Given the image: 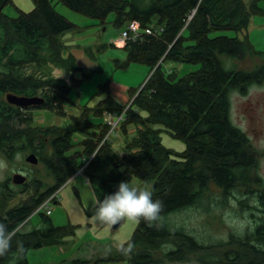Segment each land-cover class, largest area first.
Listing matches in <instances>:
<instances>
[{
    "label": "trees",
    "instance_id": "16d2710c",
    "mask_svg": "<svg viewBox=\"0 0 264 264\" xmlns=\"http://www.w3.org/2000/svg\"><path fill=\"white\" fill-rule=\"evenodd\" d=\"M59 1L102 23L115 12L118 27L138 20L142 34L125 40V59L115 58V67L141 62L152 73L143 85L129 89L131 98L119 127L127 138L122 152L112 146L114 138L102 141L108 122L92 118L105 110H124L127 102L121 104L109 92L110 78L100 84L98 92H105L101 100L93 106L82 104L79 113L69 114L66 125L34 124L29 107L68 114L64 104L76 80L69 84L57 78L50 72V62L68 72L78 69L72 55H61L65 47L60 37L76 23L56 11L52 0H34L31 11L19 10L18 16L3 11L14 0H0V155L9 160L17 150H33L53 178L18 183L31 186L34 181L37 191L30 200L7 207L2 199L13 179L7 176L0 183V208L4 205L0 222L9 229L24 225L41 200L74 175L86 158L89 163L82 171L98 201L115 192L120 182L136 180L148 184L153 200L162 204V219L159 227L136 222L128 239L136 246L131 255L114 248L107 255L29 262L26 252L30 247L64 242L76 228L70 220L67 224L53 222L51 214L41 209L35 212L40 220L29 230L22 227L13 240L14 249L22 244L25 250L20 264H107L120 259L128 264L183 263L184 259L200 264H264V179L259 167L264 152L252 146L247 132L230 116L233 93L264 82V50L257 49L246 34L210 37L215 29L237 32L246 28L256 13L263 14L260 0H251L249 6L244 0ZM151 25L159 28L158 34L145 31ZM224 54L231 57L227 66ZM250 57L257 60L253 68L235 62ZM165 60L196 63L199 68L178 75L172 68L162 69ZM27 65H36L41 72H26ZM11 91L38 93L45 100L22 108L6 100L5 93ZM162 130L182 138L186 146L177 150L164 145ZM76 132L81 134L75 136ZM230 198L250 211L253 224L241 231L229 230L228 238L205 242L173 216L187 206L201 203L207 209L213 200L218 206ZM0 264H10L9 259L0 258Z\"/></svg>",
    "mask_w": 264,
    "mask_h": 264
},
{
    "label": "rangeland",
    "instance_id": "374dc122",
    "mask_svg": "<svg viewBox=\"0 0 264 264\" xmlns=\"http://www.w3.org/2000/svg\"><path fill=\"white\" fill-rule=\"evenodd\" d=\"M249 6L251 0H244ZM34 5V0H14L12 4H7L3 11L10 16H18L19 10L31 11ZM53 8L56 11L64 14L69 21H74L76 27L72 29L64 30L61 32L62 40L71 47L73 54L78 58L83 52H88L85 57V61L82 60L83 67L95 66L94 69H85L81 71L83 75L79 79L78 85L68 91L70 101L76 102L74 105L75 110L70 108V105L65 106V111L68 114H59L52 108L29 107V110L33 112L34 124L56 123L58 125H66L70 115L74 114L76 108L83 105H91L97 103L100 96L103 93H99L100 84L105 79L111 78L112 92L116 89L124 88L128 84L137 87L150 75V69L145 63L137 62L131 63L125 68L120 69L115 67V58L120 60L125 59V49L120 48L118 45L111 44L115 38H119L123 29L127 26L118 27L114 17L115 12H111L105 21L102 23L99 20L92 19L89 16L82 15L80 12L74 9H69L61 1L52 0ZM260 6L264 7V0H260ZM234 35L242 37L244 34L248 36L257 49L264 50V12L263 14L256 13L249 25L246 28L235 31L234 29H215L210 37L214 35ZM111 41V42H110ZM228 58H231L228 54L222 55V59L225 62ZM80 59V57H79ZM48 60H51L48 58ZM161 61V60H160ZM228 60L226 66L228 64ZM238 66H246L253 68L254 63L257 62L256 58H244L235 61ZM162 69L172 68L178 75H183L189 70L199 68L196 63H184L181 61L172 62L171 60H165L161 64ZM154 70V69H153ZM166 70V71H167ZM26 72L40 73L39 68L35 65H27ZM152 72V71H151ZM121 93V90H118ZM250 92L244 94L233 93L231 98V110L230 116L237 123V125L243 126L250 133L251 141L255 146L264 148V82L262 84H254L249 90ZM130 93L126 91L125 102L130 101ZM78 111V110H77ZM70 114V115H69ZM120 130V128H119ZM121 131H119L120 133ZM122 133V132H121ZM162 143L174 147V149H183L186 145L182 138H175L167 130H162ZM81 132H76L75 136L80 135ZM118 135V136H117ZM114 137L112 146L122 152L123 143L127 139L122 134H117ZM49 152V146H47ZM263 150V149H262ZM29 151L17 150L12 158L5 159L0 155V183L11 175L15 171H21L22 174L30 178L29 184L33 178L37 182L40 178L44 180L53 181V178L47 172V166L43 160H38L36 163L25 160V157ZM264 152V151H263ZM259 167L264 179V154H260ZM86 161L79 167L77 172L86 166ZM35 182V183H36ZM22 182H15L13 179H9V186L6 190L2 202L8 206H13L19 201H28L31 195L36 193L37 185L21 186ZM131 185L146 188L148 184H139L136 180H131ZM23 185V184H22ZM40 186V185H39ZM59 199L54 202V207L51 211L52 221L55 223L67 224L70 220L76 226L75 232L68 233L64 242L55 244H43L42 246H33L27 250L28 261H35L37 263L43 262H56L61 258L67 259L71 256L86 255L88 257H94V255L101 254L107 255L108 252L116 248L117 242L127 241L131 236L132 230L136 226L135 221L124 220L117 227L113 228L108 225H101L95 222L94 212L95 206L98 200L94 195V189L88 182L86 174L78 172L74 174L63 185L59 186ZM216 190V189H215ZM4 207V205H3ZM0 208V212H2ZM209 208H204L203 205L194 204L193 206H187L182 208L180 212L173 216L179 222H185L187 228L195 234H198L203 241L219 240L221 238H228L229 230H244L246 225L253 224V219L249 214V210L241 209L235 198H230L222 205L216 206V203L211 201L208 204ZM31 217L23 225L24 230H29L32 225L40 220V215L33 211ZM128 264L126 259H120L117 261L110 260L109 264H121L122 261ZM171 264H200L198 261L184 259L183 263L173 262Z\"/></svg>",
    "mask_w": 264,
    "mask_h": 264
},
{
    "label": "clouds",
    "instance_id": "9594fccd",
    "mask_svg": "<svg viewBox=\"0 0 264 264\" xmlns=\"http://www.w3.org/2000/svg\"><path fill=\"white\" fill-rule=\"evenodd\" d=\"M152 196V192L146 188L131 185L127 181L120 182L115 192L105 195L96 203L94 220L98 224L110 227L124 220L135 222L142 220L149 226L159 227L163 208ZM22 227L23 225H17L9 229L5 223L0 222V258H8L10 264H20L25 251L22 244H17L16 248H13V240L21 232ZM116 249L122 255H131L136 246L133 241L128 240L117 242Z\"/></svg>",
    "mask_w": 264,
    "mask_h": 264
},
{
    "label": "built area",
    "instance_id": "2783aa9c",
    "mask_svg": "<svg viewBox=\"0 0 264 264\" xmlns=\"http://www.w3.org/2000/svg\"><path fill=\"white\" fill-rule=\"evenodd\" d=\"M195 11H196V9L189 11V13L187 14L188 20L192 18V15ZM126 24H127V26L123 29L122 34L120 36L121 41H124L125 39H128V38H132V40H135L136 38L141 36L142 32L140 31V28H139L140 22L138 20H132V21L130 20ZM158 30H159V28H156L153 25H151L145 31L148 34L149 33H155V32L158 34L159 33ZM113 42H116V40H114ZM163 58H164V54H163L161 61L163 60ZM170 70L171 69H168L167 71H170ZM146 80L147 79H145L144 81H146ZM144 81H143V83H144ZM127 105H128V102L126 103L125 107L123 108L124 110L119 111V112L118 111L113 112V111L105 110L104 115H103L104 121L108 122L109 128H107V130L103 136L102 141H104L107 138H110V140H111L112 138L115 137L116 134H118L119 127L121 126V121L124 118V112L126 110ZM84 161H86V163H89L88 158H86ZM79 172H81V171H79ZM58 194H59V189H56L55 191H53V193H51L49 195L47 194L41 200V203L33 209V211L38 212L39 210L43 209L48 214L51 213L52 208L54 207V202L59 198Z\"/></svg>",
    "mask_w": 264,
    "mask_h": 264
},
{
    "label": "crops",
    "instance_id": "0c3cea01",
    "mask_svg": "<svg viewBox=\"0 0 264 264\" xmlns=\"http://www.w3.org/2000/svg\"><path fill=\"white\" fill-rule=\"evenodd\" d=\"M60 37H62V35H60ZM114 41V40H116V43H113V42H111V41ZM111 44H115L116 46L118 45L120 48H123L124 47V43H125V41H121L120 40V37L118 38H113V39H111ZM63 43H64V49L62 50V53H61V55L62 56H67V55H72L73 57H74V59H76V62H77V64L79 65L78 66V69H76L75 71H74V73L73 72H68L67 70H65V69H63L62 67H59V66H56V64H54V63H51L50 62V68H51V70H50V72L51 73H53L57 78H61V77H63V78H65V80L70 84L71 83V79L72 80H76V81H74V83H73V85L75 84V85H78L79 84V79H80V77L83 75V73L81 72V71H83L84 70V68L85 69H87V68H89V69H94L95 68V66L96 65H94L93 64V66H86V67H83V66H85V65H83V63H82V60H84L85 61V57H86V54H88V52H83L82 53V55H80L79 57H80V59H79V57L77 58L73 53L74 52H72V50H71V47H69V46H67V44L63 41ZM125 55H126V52H125ZM125 57V56H124ZM88 60H86L85 61V64L86 63H88L87 62ZM150 69V68H149ZM41 71V70H40ZM39 71V72H40ZM150 71H151V69H150ZM150 73V72H149ZM111 79V78H110ZM113 81L112 80H110V82H109V84H110V90H109V92H110V94L112 95V96H115L120 102H121V104H123L124 102H125V99H126V91H128L129 93H130V90L129 89H131V87L133 86V85H128V84H126V85H123V86H125L124 88H119L120 90H121V93L118 91L119 89H116V90H114L113 92H112V88H111V83H112ZM133 87H135V86H133ZM101 93H103V95L102 96H100V99L97 101V103L101 100V98L105 95V92H101ZM70 105V108H73V110H75V107H74V105L76 104V102L74 103V102H72V101H70V98H69V100H67V101H65V104H64V106H68V105ZM93 105H96V103H93V104H91V106H93ZM69 107V106H68ZM79 108L80 107H78V108H76L77 110L75 111V113L74 114H76V113H79ZM104 114H102L101 116H93L92 118H93V120L94 121H96V122H101V121H104V116H103ZM120 131V130H119ZM118 134L120 135V134H122L121 132L119 133L118 132ZM124 137H125V135L124 134H122ZM118 136V135H117ZM79 171H81V172H83L82 171V169L81 170H79ZM78 171V172H79ZM77 171H76V173H78ZM75 173V174H76ZM71 177H74V175H72ZM70 177V178H71ZM69 178V179H70ZM68 179V180H69ZM66 181L67 180H65V182L64 183H66ZM63 183V184H64ZM59 196V195H58ZM122 261V263L121 264H127L126 262H125V260H121ZM109 261H107V264H109L108 263Z\"/></svg>",
    "mask_w": 264,
    "mask_h": 264
},
{
    "label": "water",
    "instance_id": "95a60500",
    "mask_svg": "<svg viewBox=\"0 0 264 264\" xmlns=\"http://www.w3.org/2000/svg\"><path fill=\"white\" fill-rule=\"evenodd\" d=\"M5 98L9 102H14L19 104L20 107L24 108L29 105H37L41 104L44 102V97L41 94L36 93V95H29V94H24L20 95L17 92L11 91L5 93ZM38 155L33 151L30 150V152L27 153L25 160L31 161L33 163H36L38 161ZM13 181L15 182H26L27 177L25 174H22L21 171H15L14 174L12 175ZM117 225H114L113 228L117 227Z\"/></svg>",
    "mask_w": 264,
    "mask_h": 264
},
{
    "label": "flooded vegetation",
    "instance_id": "af4514ba",
    "mask_svg": "<svg viewBox=\"0 0 264 264\" xmlns=\"http://www.w3.org/2000/svg\"><path fill=\"white\" fill-rule=\"evenodd\" d=\"M261 83V82H260ZM260 83H257V84H260ZM262 84V83H261ZM252 86H254V84L252 85ZM251 86V87H252ZM251 87H249V89L247 88L246 89V91H240V90H236L235 92L236 93H238V94H244V93H248V92H250L249 90H250V88ZM237 124V123H236ZM241 129H244L246 132H247V134L249 135L248 137H249V139H250V142L252 143V146L254 147V148H258V149H263V151H264V148L263 147H259V146H255V144L251 141V138H250V133L247 131V129H245L243 126H240V125H238ZM27 177V179L29 180L30 178L28 177V176H26ZM27 181V180H26Z\"/></svg>",
    "mask_w": 264,
    "mask_h": 264
}]
</instances>
